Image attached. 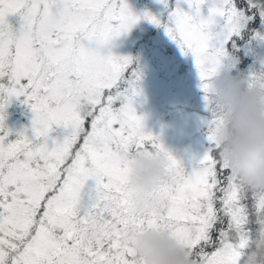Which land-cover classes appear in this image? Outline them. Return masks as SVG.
I'll return each mask as SVG.
<instances>
[{"label": "rangeland", "instance_id": "374dc122", "mask_svg": "<svg viewBox=\"0 0 264 264\" xmlns=\"http://www.w3.org/2000/svg\"><path fill=\"white\" fill-rule=\"evenodd\" d=\"M164 2L0 0V243L23 251L22 262L13 258L12 264H45L47 253L70 251L64 239L78 234L72 214L89 221L91 240L103 232L105 239L94 243L108 256V243L122 238L112 237L118 208L127 216L118 217L119 227L131 226L137 236L129 238L126 255L134 263L159 264L147 256L157 246L148 239L157 233L148 220L157 214L148 198L167 192V222L190 219L195 225L188 210L220 192L207 168L211 145L222 154L235 140L230 113L247 111L244 122L264 125V14L241 46H231L230 36L238 37L251 18L231 0H167L173 28L166 22L144 36L150 47L129 57V40L137 39L132 33L149 29L153 23L143 26L152 22L151 8ZM237 49L245 63L236 72ZM132 59L124 84L120 74ZM166 169L167 184L160 185ZM230 180L236 178L222 180L231 198L227 212H218L224 223L214 230L213 253L185 264H232L238 254L242 239L234 231L241 215ZM102 185L118 198L103 201L112 217L99 224L94 217L110 214L97 205L86 212L94 198L82 197V189L98 194ZM206 228L170 231L167 258L181 244L206 240Z\"/></svg>", "mask_w": 264, "mask_h": 264}, {"label": "trees", "instance_id": "16d2710c", "mask_svg": "<svg viewBox=\"0 0 264 264\" xmlns=\"http://www.w3.org/2000/svg\"><path fill=\"white\" fill-rule=\"evenodd\" d=\"M231 2L233 3L234 8L240 10L242 14H244L245 16H251L249 22H245L244 26L239 30L238 37L234 33L230 36L232 40L231 46H241V44L246 40L245 38L247 37L248 31H253L257 24H260V21H262L260 20L259 13L262 12V14H264V0H231ZM156 5L158 6H154L151 8V12L153 13V16H150L152 22L145 21L143 28L145 30L148 25H151V23H153V25L145 31L132 33L133 35H136L137 39L132 38L130 39L131 41L129 40V57L131 55L134 56V54L137 57L139 52L150 47V43L144 42V36L147 35V38L155 34V32L159 31L162 25L166 22L171 26V28H173L172 23L169 22L167 18V12L172 9V5H167V0H165V2L161 5ZM258 20L260 21L257 23ZM238 39L241 40L238 41ZM233 55L235 56L234 59L237 60V72L238 68L241 69L243 67L245 59L244 56L239 53L238 49L236 50V54L233 53ZM133 67L134 60L132 59L130 61V64L125 65L124 67V75L120 74L124 84L127 77L126 71L129 68ZM115 85L117 84L115 83ZM237 87L238 86H235L234 88ZM111 88L113 89V86ZM237 95H239V91L236 90V96ZM239 109H246V107H240ZM246 114L247 111H240L238 116H236L235 114L232 115L230 113V117H232L234 120L231 139L235 140H228L229 144L228 146H225V149L227 151L221 154L219 151L220 147L217 146V144L211 145L210 148V165L214 167L212 169H209L210 165L208 166L207 178L210 171L213 175L210 181H219V184L216 183L220 187V192L217 195L218 197L223 195V197L221 198V200H218V197L214 200H211V196L206 200L202 198L199 209L188 210V213L196 216L195 225L190 219L189 221L175 220L174 223L167 222V215H165L164 210L162 211V215H159L158 217H151L149 219V222H151L150 226L151 224H153L155 226L153 229H155L157 234L159 235V238L156 237L155 245L157 244L158 246H160V253L157 256H153V253H151L154 250L152 247L149 251L150 254H147L148 258H150L152 261L159 260L161 264H178L180 258L190 248L191 249L187 253L186 259L182 260L180 264H185V260L195 262L196 259H198L200 253L206 256L213 253L212 245L216 243L218 237V235H214V230L216 229V227L220 229L223 225L222 223H224V216L219 215L220 218H218V212L222 214H225L227 212L229 208L228 201H230L229 199L231 198V193L224 188V186L222 185V180L227 176L232 175L236 178L235 182L233 180H230L226 182V185L230 183V188L233 189L234 192H236L233 199V207L236 213L238 215H241V217L238 219L241 222L238 221L236 223L237 228L234 232L237 233L239 235V238L242 239V245L240 246V248H238V254L236 255L234 261H232L231 263L264 264V125H258V122L256 121H253L251 123L244 122ZM246 126L249 127L248 130L245 128ZM230 149H232L231 154L228 153V150ZM224 162H227L228 164ZM217 168L218 171L216 170ZM166 172L167 169L164 176L165 181L161 180L160 185L167 184ZM214 181L213 185L215 184ZM102 192H104L105 196L108 195L106 189H103ZM215 196L216 195H212V199ZM91 198L93 199V196H91ZM101 200H103L102 196L95 197V201L101 202ZM218 201L221 204L219 205V207L216 205ZM108 206L110 209H112L110 205ZM207 206H209V208H207ZM102 207H106L107 211L110 214V216H107L108 213H106L102 219L104 221L110 219L112 217L110 209L105 205H103ZM39 213L37 214L38 223L40 225H44L45 221L43 220V218H39ZM118 217L127 218V216L123 213V210H120L118 208V210L115 211L113 215L114 223L111 227L114 230L112 237L122 238L119 243L107 242L109 244V247L107 249H111V251L109 252H112L109 253L108 256H101L99 254L100 252H98L95 247L97 246V243H94L102 242L105 239L102 237L103 232L99 231V233L94 234V236L98 237V239L91 240V228L88 225L89 222H81L77 225L78 234L75 237H71L70 239H64V241L69 244L68 246L71 248V250L64 252L57 258L53 257V254L47 253L48 261L45 264H85L89 261H91V264H130L128 262V259L131 261V264H140L138 261L134 263L131 258L128 257L125 253V246L126 244H128L129 238L136 237L137 239V236L133 232V227L126 226V228L121 229L118 222L120 220L122 221V219H119ZM75 222L77 224L78 220H76ZM94 222H98L99 224H101L102 220H98L97 218H95ZM201 225L208 227L206 228L207 231L205 232V235L207 236L206 240L195 241V244H193L192 246H189L188 243L181 244L179 246V249L173 252L172 257L167 258L165 255H163V251L165 249V246L163 244H165L164 242L167 239V235L168 233H170V231H173L176 228H179L178 230H182L184 227H189V229H191V227L195 228ZM100 227L102 228V226ZM74 228L72 229V231L74 230ZM50 229H52V227ZM65 231H68V229H66ZM63 233H61L62 238ZM67 234H69V232ZM5 245L6 244L1 245L0 243V259L2 261V264H12L13 258L22 262V248L16 245L17 248H20L17 249V251L14 253L8 248V246ZM121 249H123V251H121ZM92 250H95V253H92ZM87 251L91 252L88 259L85 255H83ZM54 252L58 253V248L51 253ZM66 253H69L68 259H65L64 257L66 256ZM41 256L46 255L43 254ZM216 256L217 255L215 254V256L213 257ZM15 264L20 263L18 262Z\"/></svg>", "mask_w": 264, "mask_h": 264}, {"label": "flooded vegetation", "instance_id": "af4514ba", "mask_svg": "<svg viewBox=\"0 0 264 264\" xmlns=\"http://www.w3.org/2000/svg\"><path fill=\"white\" fill-rule=\"evenodd\" d=\"M147 201L149 202L150 205L153 204L155 206L156 212H157V214L155 213V215L158 217L159 215H162V212L160 210V206L167 204V192L164 193V195L162 197H158V196L149 197ZM144 208H147V205H145ZM136 217H138V216L136 215Z\"/></svg>", "mask_w": 264, "mask_h": 264}]
</instances>
